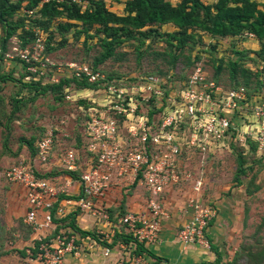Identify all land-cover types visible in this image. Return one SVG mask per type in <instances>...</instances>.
<instances>
[{"label": "rangeland", "instance_id": "rangeland-1", "mask_svg": "<svg viewBox=\"0 0 264 264\" xmlns=\"http://www.w3.org/2000/svg\"><path fill=\"white\" fill-rule=\"evenodd\" d=\"M103 1L111 11L123 12L124 0ZM171 1L178 3L179 0ZM76 2L82 8L87 5L80 0ZM37 17L35 12L20 9L8 18L11 23L22 24L24 30L33 31V35L17 28L5 41L4 50L1 45L4 31L0 24V73L10 74L17 80L0 81V264H34L27 250L30 253L37 251L39 244V236L23 220L26 204L24 188L7 178L9 168L22 161L34 171L58 177L64 183L63 158L67 148L73 147L77 150V172L73 177L75 182L68 187L69 193L73 194L77 177L91 163L85 147H82V142H85L87 107H101L107 103L111 95L107 86L144 84L146 77L150 76L145 77L146 71L159 70L170 75L171 69H174L175 75L179 73L177 75L183 76H177V79L172 76L167 79L159 77L156 83L167 90L162 102L170 107L172 101L176 103V98L182 101L180 91L197 67H200L203 80L207 84L213 82L217 88L210 94L213 96H209V104H204L205 96L198 105L204 104V109L211 107L212 110L207 109L206 114H226L230 127L222 133L219 127L207 133L202 131V127L199 130L196 127L209 124L204 117L194 123H183L182 137H177L170 144L177 151L169 148L178 175V181L173 183L171 189L173 192L170 191L174 199L172 203L183 204L188 216L191 215L188 203L193 197H197L202 205L214 209L215 215L205 233L207 243L195 244L212 251L215 259L217 251L220 254L218 264H264V141L256 134L259 119L252 114V109L259 101L256 92L264 85V62L252 52V48L257 46L256 40L245 39V42L237 43L223 39L216 42L215 48L203 52L202 60L191 68L190 60L183 59L175 65L170 56L163 57L153 52L152 49L157 50L161 46L151 34L147 36L151 38L139 46L136 40L123 43L114 56L94 65V59L101 51L100 34L94 30L88 36L82 32L75 33L76 27L62 34L58 23L68 21L63 15L53 19L47 30L43 31L36 25ZM163 30L172 31L173 28L165 26ZM36 33L43 39L42 48L36 47L39 62L30 59L22 61L18 56L22 50L27 49L30 55L35 56ZM63 36L66 38L64 43ZM203 41L209 43V37L205 36ZM209 44L212 45L211 42ZM236 49H241L245 55L239 62L241 67L253 69L247 82L240 72L233 79L227 71L226 61L239 58ZM220 58L223 66L217 73L216 61L220 63ZM87 72L99 74L96 86L81 87L71 80L60 92L51 88L42 90V87L65 78L75 77L80 81ZM31 82L35 85L27 87L23 84ZM239 85L246 87L249 100L237 107L227 106L224 101L228 92ZM197 89L204 91L201 86ZM146 93L144 91L143 95ZM147 109L148 106L142 105L141 111L146 112ZM153 128L156 129V125ZM50 130L57 135V142L48 163L42 165L35 160L28 141L33 139L35 147V137L43 136ZM198 180L202 184L199 193H196L194 186ZM136 189L143 193L140 187ZM48 240L44 238V241Z\"/></svg>", "mask_w": 264, "mask_h": 264}, {"label": "built area", "instance_id": "built-area-1", "mask_svg": "<svg viewBox=\"0 0 264 264\" xmlns=\"http://www.w3.org/2000/svg\"><path fill=\"white\" fill-rule=\"evenodd\" d=\"M53 1L63 0H40V5ZM215 1L217 0L209 2ZM245 37L247 41L256 40L251 32H245ZM42 40L36 33L35 56L30 55L25 49L18 55L19 58L22 61L30 59L39 62L36 47L42 48ZM200 71V67H197L189 75L180 91L182 101L176 98V103L172 101L170 107L162 102L165 89L159 85L160 83L156 85L159 79L157 76H147L146 83H134L130 87L114 84L107 86L108 92L112 95L107 103L100 105L101 107L94 105L87 107L85 142H82V147H85L91 163L78 177L77 188L73 194L69 193L68 187L75 181L69 174L64 176L66 181L62 183L58 177L38 176L36 171L34 173V170L22 161L10 167L6 172L7 178L24 188L26 203L24 223L37 233L39 229L54 225L53 212L62 218L69 213L80 211L92 216L95 223L99 224L98 228L104 224L110 225L104 201L121 183L130 181L142 185L146 191L147 211L127 213L118 220V227L132 234L138 242L151 245L157 241L161 219L168 215L165 208L168 201L166 191L178 181L176 164L171 161L169 148L177 151V148L170 144L177 137H182L181 126L187 121L194 123L204 117L209 124L197 125V130L202 127L203 132L209 133L219 127L218 130L222 133L230 127L226 114L205 113L208 112V108L204 109L203 106L217 88L213 82L207 84ZM98 75L97 72L86 73L90 82L98 80ZM199 86L203 87V92L197 89ZM144 91L148 93L143 95ZM256 93L259 101L252 109V114L259 119L256 134L258 133V137L264 141V85ZM246 95V88L238 87L228 92L224 103L229 107H237L248 99ZM205 96L204 104L198 105ZM142 105L148 106L146 112L141 111ZM151 109L159 110L158 113H153L152 118L149 116ZM208 110L211 111V107ZM153 125H156V129ZM56 136L54 131L50 130L36 141L34 158L38 163L42 165L48 163L57 142ZM75 151L77 150L73 147L67 148L63 158L64 170H77ZM201 184L200 180L196 182L194 186L196 193H199ZM188 207L191 215L179 227L178 240L185 245L207 243L205 233L215 215L214 209L209 205H202L197 197L190 199ZM76 236L71 227H68L67 231L57 233L48 241H44L45 237L39 235L36 256L27 250L30 260L36 259L38 264H67L66 254L81 257L83 251ZM105 252L108 253L109 249L105 248ZM132 264L149 263L142 255H135Z\"/></svg>", "mask_w": 264, "mask_h": 264}, {"label": "trees", "instance_id": "trees-1", "mask_svg": "<svg viewBox=\"0 0 264 264\" xmlns=\"http://www.w3.org/2000/svg\"><path fill=\"white\" fill-rule=\"evenodd\" d=\"M86 2L87 5L82 8V5L76 1L63 0L62 2H47L40 5V0H0V24L2 25L4 36L2 37V50H4L5 41L12 34L21 28L23 33L30 36L33 31L25 29L20 23H11L8 18H11L14 13L20 9L30 13H37L35 19L38 29L47 30L49 23L57 17L63 15L68 21L58 23L60 32L70 30L72 27L78 28L75 33H85L87 36L91 30L99 35L101 46L100 53L94 59V65L104 62L106 59L116 54L117 48L128 41H138V46L148 41V35H154L153 40L158 41L161 46L159 49H152L153 52L163 57H171L175 65L178 61L190 60L189 64L192 68L197 61L202 60L203 52L210 51L215 48V43L223 39L243 43L246 39L245 32H251L255 35L257 46L252 48V52L256 57L264 62V2L257 0H217L210 3L209 0H179L178 3H173L171 0H124L123 12L116 13L111 11L103 0H80ZM165 26H171L172 31H164ZM209 37V43H204V37ZM152 40V39H151ZM247 40V39H246ZM66 42L63 36L62 43ZM209 44V46H208ZM195 50V51H194ZM204 50V51H203ZM236 49L235 53L239 58L228 59L226 61L227 71L231 78H235L240 72L247 79L253 69L241 67L243 51ZM150 51V50H149ZM193 52H196L195 54ZM2 53H0V59ZM216 71L219 73L222 69V59L216 61ZM190 68V70H191ZM172 73L164 74L159 70L146 71V75H155L160 78L177 76L181 78L183 75H175L174 69ZM170 71V72H171ZM17 82L10 74L0 73V81ZM75 81L76 85L88 87L97 85L96 82H88L87 76L84 74L82 80L77 78L61 79L56 84L42 87V90L51 88L56 92H60L64 85L70 81ZM215 80V79H214ZM25 86H34L35 83H23ZM245 87L239 85L238 87ZM235 88V89H236ZM246 88V87H245ZM260 88V87H259ZM167 90L165 91V95ZM18 102V101H16ZM156 109L149 111V116L152 118ZM42 135L35 137L37 141ZM33 139L28 141L31 153L35 155L36 146L33 147ZM34 141V143H35ZM80 142L78 143V145ZM77 171H62L69 174L72 178ZM35 173V171H34ZM38 176L48 178L49 175L40 174ZM78 178V177H77ZM76 178V179H77ZM53 215L54 212H53ZM75 213H69L62 218L54 217L56 224L63 220L65 225L70 226L73 230L80 234H92L91 232L83 231L75 222ZM125 236H130L129 232ZM136 241V240H135ZM141 251L147 252L151 257L157 260V264L162 260L161 257L144 248L141 243H137ZM37 247V245H36ZM35 250V249H34ZM36 256L37 251L33 252ZM217 257L212 262H201L199 264H218L220 262V254L216 251Z\"/></svg>", "mask_w": 264, "mask_h": 264}, {"label": "crops", "instance_id": "crops-1", "mask_svg": "<svg viewBox=\"0 0 264 264\" xmlns=\"http://www.w3.org/2000/svg\"><path fill=\"white\" fill-rule=\"evenodd\" d=\"M264 2V0H257ZM123 3V2H122ZM124 6V4H123ZM127 186V191L124 190ZM171 185L167 191V203L165 208L168 215L161 219V229L157 241L153 244H144L135 241L132 234L125 236L126 230L118 227V220L127 213H145L147 193L142 185L127 181L116 187V190L107 196L104 204L107 206V211L110 217V225L104 224L98 228L94 218L80 211L75 213L76 225L83 231L91 232L92 234H80L75 231L78 243L83 251L82 256L77 258L70 254H66L65 260L67 264H132V259L135 255H142L149 264H157V260L145 251H141L137 243H141L144 248L148 249L153 254L161 257L158 264H199L201 262H212L215 255L212 251L206 250L200 244H191L185 246L177 237L179 227L189 217L187 211L183 208V204L174 202L171 192ZM136 187H140L143 193L137 192ZM75 188L76 185H75ZM136 189V190H135ZM171 191V192H170ZM26 207V204H25ZM54 217H58L54 215ZM59 218V217H58ZM54 219V218H53ZM49 227L39 229L38 236L49 238V240L59 232L67 231L68 225L62 221ZM105 248L109 252H105ZM34 264L38 262L33 261Z\"/></svg>", "mask_w": 264, "mask_h": 264}]
</instances>
